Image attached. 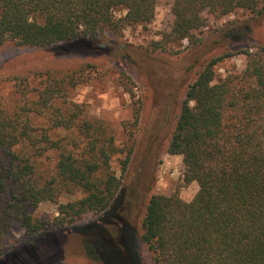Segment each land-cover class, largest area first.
Masks as SVG:
<instances>
[{
  "label": "trees",
  "instance_id": "obj_1",
  "mask_svg": "<svg viewBox=\"0 0 264 264\" xmlns=\"http://www.w3.org/2000/svg\"><path fill=\"white\" fill-rule=\"evenodd\" d=\"M157 4L0 0V49L7 44L48 47L119 35L128 26L151 23ZM242 9L252 13L245 22L217 29L209 39L197 37L196 31L207 25L205 13L219 18ZM172 14L173 26L164 42L191 43L176 54L179 57L159 55L160 40L150 49H124L139 52L142 68L166 72V86H159L158 92L165 95L166 109L179 106L168 152L183 158L184 185L199 186L189 201L179 191L150 196L140 234L148 264H264V44L213 54L264 22V0H173ZM235 53L245 57L244 69L219 75L217 65ZM89 67L7 77L18 100L10 108L0 96V258L8 250L5 240L15 221L33 243L85 221L93 225L90 219L95 217L109 223L120 206L133 148L119 175L113 162L125 149L113 127L71 96L89 80ZM131 79L120 73L119 83L134 97ZM135 117L136 124L139 109ZM46 202L56 211L32 212ZM137 233L134 225H127L114 248L104 247V264H129L132 259L140 264ZM85 247L90 251V245Z\"/></svg>",
  "mask_w": 264,
  "mask_h": 264
},
{
  "label": "rangeland",
  "instance_id": "obj_2",
  "mask_svg": "<svg viewBox=\"0 0 264 264\" xmlns=\"http://www.w3.org/2000/svg\"><path fill=\"white\" fill-rule=\"evenodd\" d=\"M172 3L173 0H158L156 15L151 23L128 26L119 35L107 34L96 41L48 47L7 44L0 49V96L10 108L18 97L7 77L33 74L48 68L63 70L92 65L89 67L92 72L89 80L75 88L71 96L75 101L87 104L92 115L105 119L113 127L118 143L125 149L113 162L119 175L122 174V162L133 148L124 177L126 186L120 206L115 212L112 211L114 215L109 223H103L101 216L95 217L90 219L91 223H103L101 228L85 221L81 225L42 235L31 243L24 235V228L15 221L6 236L8 250L0 258V264H104L100 256L107 250L104 247L114 248L122 240L121 234L126 226L131 224L138 232L135 246L140 264H148V251L140 234L141 220L150 196L179 191L181 197L189 201L198 191L196 182L189 185L183 183L182 156L168 152V137L179 106L175 110L173 106L166 109L165 95L158 92L159 86H166V72H157L153 67L148 70L142 68L139 52L124 50L133 46L136 49H150L154 41L160 40L163 44L157 53L174 59L180 56L176 54L188 49L191 46L188 39L167 43L163 40L164 34L170 32L173 26ZM204 16L207 25L196 31V35L209 39L217 34V29L229 27L233 22H245L252 13L242 9L219 18L209 13ZM255 43L264 44V22L255 24L251 30L243 33L240 41H229L213 54L221 56L229 48L237 52ZM244 67L245 57L235 53L221 61L216 69L219 75L226 76L240 72ZM121 72L131 76L134 97L119 83ZM195 76L193 74L190 80H194ZM34 83L37 80L34 79ZM184 89L179 93L180 102L184 98ZM137 109L139 119L135 124ZM55 211L56 206L50 202L32 210L38 215ZM85 244L90 245V251ZM94 256L97 259H93ZM134 262L130 260V263Z\"/></svg>",
  "mask_w": 264,
  "mask_h": 264
}]
</instances>
